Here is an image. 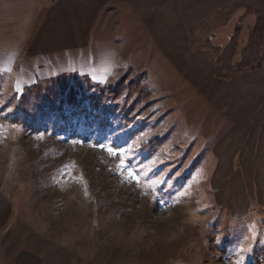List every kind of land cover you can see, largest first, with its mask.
<instances>
[{"label": "rangeland", "instance_id": "obj_1", "mask_svg": "<svg viewBox=\"0 0 264 264\" xmlns=\"http://www.w3.org/2000/svg\"><path fill=\"white\" fill-rule=\"evenodd\" d=\"M175 2L213 53L238 29L241 42V14L215 30L216 11ZM42 5L51 3L31 9L14 60L0 46V247L36 251L44 264H264V205L248 195L240 217L216 200L211 141H184L183 101L128 68L94 82L116 92L96 93L93 108L83 99L92 81L69 60H27L55 50L38 44L50 22L62 31L69 21H45ZM11 253L0 248V264Z\"/></svg>", "mask_w": 264, "mask_h": 264}, {"label": "crops", "instance_id": "obj_2", "mask_svg": "<svg viewBox=\"0 0 264 264\" xmlns=\"http://www.w3.org/2000/svg\"><path fill=\"white\" fill-rule=\"evenodd\" d=\"M45 1L51 3L40 7L45 21H69L62 31L50 22L47 38L38 44H55V50L34 53L28 61L61 55L92 83L108 81L128 68L144 75L153 90L186 104L179 118L184 141H211L216 200L240 217L250 209L251 195L264 205V66L229 80L217 78L212 46L190 36L194 31L186 27L175 0H0L8 9L0 4V12H6L0 14V46L11 51L12 60V52L29 41L21 37L31 9ZM182 1L187 8L216 11L208 18L215 30L221 27V16L241 14L237 24L245 44L261 0ZM0 248L12 252L6 264H44L36 251Z\"/></svg>", "mask_w": 264, "mask_h": 264}, {"label": "trees", "instance_id": "obj_3", "mask_svg": "<svg viewBox=\"0 0 264 264\" xmlns=\"http://www.w3.org/2000/svg\"><path fill=\"white\" fill-rule=\"evenodd\" d=\"M254 15L255 23L247 35L245 44H242L239 41L240 30L238 29L235 31L234 36L231 38L227 46L222 51L215 52L216 54L214 55H216V63L214 74L217 78L229 80L239 73L252 71L264 66V2H259L257 8L254 11ZM113 82L116 84L117 79L114 78ZM120 83H118V85ZM90 89L92 93L85 96L83 99L85 101L86 99H93L92 102H90L93 108H99V104L93 103L96 99L98 101L101 98L105 99L106 93H110V95H113L116 92V90L114 89H101L95 83H92L90 85ZM96 93H100L101 96L97 97ZM95 96L97 97L96 99ZM72 97L74 98L75 96L72 95ZM48 103H50L48 98H46V100L42 102V104ZM79 108L84 109L87 107L84 103L79 106ZM47 110L48 111L45 116L49 118V121L56 122L57 120H53V116L51 115V113H53L55 109ZM55 117H57V115H55Z\"/></svg>", "mask_w": 264, "mask_h": 264}]
</instances>
